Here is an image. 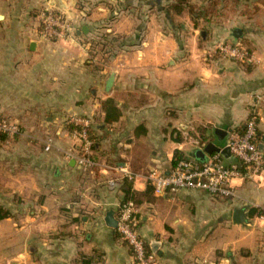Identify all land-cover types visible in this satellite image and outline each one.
I'll return each mask as SVG.
<instances>
[{
  "label": "crops",
  "instance_id": "crops-1",
  "mask_svg": "<svg viewBox=\"0 0 264 264\" xmlns=\"http://www.w3.org/2000/svg\"><path fill=\"white\" fill-rule=\"evenodd\" d=\"M59 1L72 37L50 41L38 33L50 0H0V119L21 130L0 140V210L8 214L0 219V264H133L129 247L104 221L109 211L115 218L128 192L138 202L140 237L150 252L151 241L159 242L157 264H264V215H249L251 208L264 212L263 183L235 179L231 199L200 190L156 196L146 193L145 180L103 169L168 172L176 151L196 160L208 143L224 148L251 114L259 145L264 6L249 0L233 14L226 10L221 23L195 27L188 10L168 11L172 0ZM241 4L257 12L245 16ZM83 27L87 34L77 36ZM233 40L246 43L251 62L214 53ZM69 115L90 120L94 170L82 172L65 156L79 151L64 122ZM184 133L205 146L191 145ZM237 208H247V225L232 223Z\"/></svg>",
  "mask_w": 264,
  "mask_h": 264
},
{
  "label": "built area",
  "instance_id": "built-area-1",
  "mask_svg": "<svg viewBox=\"0 0 264 264\" xmlns=\"http://www.w3.org/2000/svg\"><path fill=\"white\" fill-rule=\"evenodd\" d=\"M39 36L46 40H61L72 37L70 20L50 5L40 11ZM214 53L235 62L245 63L253 60V55L240 42L218 43ZM66 127H73L68 131L72 139L79 144L76 154L67 152L66 158H72L82 172H89L99 166L92 157V142L88 136L91 126L88 118L69 115L64 120ZM187 131H193L188 128ZM21 133L17 123L0 119V136L12 139ZM186 141L195 147L202 144L197 138L184 133ZM258 121L255 114H251L243 127L242 132H230L224 148L229 152L235 163L225 164L221 153H212L206 156L203 162L191 158H182L176 161L168 172L148 171L145 174H135L126 168L115 165H103V169L113 171L121 178L135 181L138 178L145 180L151 186L153 194L162 196L175 194L180 190H200L213 198L231 199L234 197L232 181L235 179H250L258 184H264V149L258 148ZM48 137L44 142V151L48 152L53 143ZM205 145H202L204 147ZM74 155V156H73ZM118 177L108 180L110 186H115ZM136 206L132 201H123L116 212L115 228L120 239L132 252L133 264H157L155 254L149 251L138 232L139 221L136 217ZM148 249V250H147Z\"/></svg>",
  "mask_w": 264,
  "mask_h": 264
},
{
  "label": "trees",
  "instance_id": "trees-1",
  "mask_svg": "<svg viewBox=\"0 0 264 264\" xmlns=\"http://www.w3.org/2000/svg\"><path fill=\"white\" fill-rule=\"evenodd\" d=\"M200 2L202 3V5L198 3H191V0H172L168 5V11L174 12L176 14H180L184 9L188 10L190 17L192 18L194 22V26L197 27V24L199 21L205 24L207 23L219 24L223 22V19L227 17L228 13H231V14L235 13L240 3L249 2V0H200ZM256 2H259L260 5L264 6L263 0H256ZM241 5L243 6L241 12L245 16H247L248 13H250L251 11L257 12L256 6H252L250 9L248 8V5L247 6L246 5L244 6L243 4ZM226 10H228V13L225 12ZM240 43H242L244 46L246 45V43H244L243 41H240ZM247 49L249 50L248 47ZM66 128L69 132L74 129L73 127H68V126ZM88 136L92 142V149H94L96 147V143L94 141V136L91 130V126L88 128ZM0 140L5 141V140H8V138L6 136H0ZM182 158H185V157L181 153L176 151L174 153L173 164H175L176 161ZM146 193H153L150 185L147 186ZM127 200L132 201L133 204L137 207L138 202L135 199L133 194H130L128 192V194L126 195L125 201ZM249 215L251 217L262 216L264 215V212L261 210L251 208L249 210ZM6 217H8V214L0 210V219H4Z\"/></svg>",
  "mask_w": 264,
  "mask_h": 264
},
{
  "label": "water",
  "instance_id": "water-1",
  "mask_svg": "<svg viewBox=\"0 0 264 264\" xmlns=\"http://www.w3.org/2000/svg\"><path fill=\"white\" fill-rule=\"evenodd\" d=\"M49 5L59 10L63 8V4L59 0H50ZM87 32L88 30L85 27H83L77 32V36H80L81 34H87ZM241 36H242V31L240 29H234L232 31V37L234 39H238ZM113 79H114V75L111 74L105 84L106 91L110 90L112 83H113ZM216 135L220 138L221 136H224L225 133L220 134L216 132ZM258 148L260 150L264 149V137L261 138ZM218 152L221 153L224 158L230 157L229 152L226 148H220V147L215 146L213 143H208L202 150H198L195 152L194 158L199 162H203L206 158V155H211L212 153H218ZM246 210L247 208H237L233 210L232 223L234 225L245 226L249 223V218H248V214ZM104 221L108 227L115 229L117 226V222L114 218L113 211H109L106 213ZM158 246H159V242H156L154 240L151 241L150 250L153 254L158 253L157 251Z\"/></svg>",
  "mask_w": 264,
  "mask_h": 264
},
{
  "label": "rangeland",
  "instance_id": "rangeland-1",
  "mask_svg": "<svg viewBox=\"0 0 264 264\" xmlns=\"http://www.w3.org/2000/svg\"><path fill=\"white\" fill-rule=\"evenodd\" d=\"M39 24H40V20H39ZM40 26V25H39ZM43 39V38H42ZM46 40V39H45ZM50 41H53V40H50ZM226 42H234V40L233 41H226ZM7 120V119H6ZM9 121H11V120H9Z\"/></svg>",
  "mask_w": 264,
  "mask_h": 264
}]
</instances>
